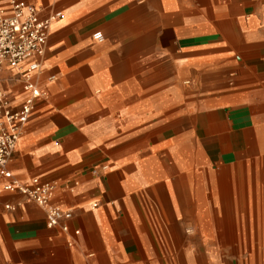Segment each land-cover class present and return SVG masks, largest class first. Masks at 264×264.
I'll list each match as a JSON object with an SVG mask.
<instances>
[{
    "label": "crops",
    "instance_id": "crops-1",
    "mask_svg": "<svg viewBox=\"0 0 264 264\" xmlns=\"http://www.w3.org/2000/svg\"><path fill=\"white\" fill-rule=\"evenodd\" d=\"M26 1L58 15L31 74L45 96L0 175V264L213 263L229 181L247 157L264 167V0ZM0 89L10 108L28 95L6 64ZM32 177L67 231L2 188Z\"/></svg>",
    "mask_w": 264,
    "mask_h": 264
},
{
    "label": "built area",
    "instance_id": "built-area-1",
    "mask_svg": "<svg viewBox=\"0 0 264 264\" xmlns=\"http://www.w3.org/2000/svg\"><path fill=\"white\" fill-rule=\"evenodd\" d=\"M57 15L58 13L55 12L40 18L36 7L26 0H0V66L6 64L19 69L21 87L28 92L17 108H10L0 89V175L6 178L10 177V173L4 165L33 107V99L37 96H45V92L40 91L33 83L31 74L39 68V59L44 52L49 23ZM91 37L100 40V31H94ZM52 78V75L48 77V79ZM102 168L105 166L103 165ZM2 188L18 192L24 199L42 207L46 227H58L60 231H67V225L61 220L69 218L70 211L50 202L53 183L40 181L36 177H32L27 182L10 179L2 184ZM73 234H77V230H73ZM65 243L70 245L71 241L66 239Z\"/></svg>",
    "mask_w": 264,
    "mask_h": 264
},
{
    "label": "rangeland",
    "instance_id": "rangeland-1",
    "mask_svg": "<svg viewBox=\"0 0 264 264\" xmlns=\"http://www.w3.org/2000/svg\"><path fill=\"white\" fill-rule=\"evenodd\" d=\"M258 156L246 158L245 178L237 172L229 181L232 235L229 241L226 237L227 243L220 242L221 250L213 263V258H208L211 264H264V167L254 165L253 159ZM238 160L241 159L235 162ZM207 254L208 251L190 252L188 261L182 263L204 264L202 256Z\"/></svg>",
    "mask_w": 264,
    "mask_h": 264
}]
</instances>
